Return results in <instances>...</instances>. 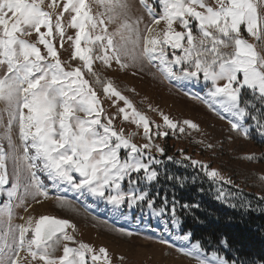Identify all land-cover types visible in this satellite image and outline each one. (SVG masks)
Wrapping results in <instances>:
<instances>
[{
  "label": "snow or ice",
  "instance_id": "6c2138e0",
  "mask_svg": "<svg viewBox=\"0 0 264 264\" xmlns=\"http://www.w3.org/2000/svg\"><path fill=\"white\" fill-rule=\"evenodd\" d=\"M96 2L105 8L104 13L94 15L88 0H66L59 12L57 0L47 5L51 12L45 10V0H0V69L4 70L0 102L5 105L0 109V196H7L0 206V264H28V257L37 264H111L106 248L97 252L76 241L69 232H74L76 225L67 219L44 215L35 222L29 217L23 224H13L15 208L27 211L29 198L37 203L41 197L49 198L42 176L53 187L63 186L65 193H87L104 200L113 212L141 204L156 210L148 193L138 188L140 181L158 180L157 166L162 161L151 150L165 155V149L154 143L153 137H167L169 131L161 130L159 124L153 130V122L109 80L103 93L132 109L131 115L124 107L118 111L124 113V121L131 119L143 127L148 142L138 145L132 138L136 133L126 136L122 128L118 130L115 117L106 113L85 78L83 69L101 83L93 70L94 60L108 67L115 61L121 69L139 66L141 71L145 64L152 65L170 82L202 79L209 85L207 95L194 98L202 99L221 119H228L232 130L247 137L244 121L250 119L264 131V0H215V6L208 0H153L152 4L140 0L152 25L166 22L162 32L147 24L141 28L142 17H133L131 0ZM64 13L70 17L67 23ZM108 24H115V30L109 32ZM174 24L183 30L177 31ZM242 26L262 46L259 50L242 36ZM69 27L76 30L74 36L66 37L74 49L70 60L78 59L82 67H72L70 61L61 59L59 49L64 48ZM33 31L38 34L37 42L23 38ZM245 90L259 106L243 98ZM160 115L173 134L184 133L186 127L198 129L191 120L179 122L163 112ZM167 160L178 164L190 161L208 177L225 180L219 171L209 170L187 155L182 160L167 156ZM10 181L11 186L6 187ZM223 195L221 191L218 198ZM56 199L61 207H72L66 196ZM161 203L165 206L157 214L170 212L173 223H178L174 202L171 206L166 200ZM183 239L189 240L190 234ZM61 245L63 255L57 256ZM21 252L27 255L21 257ZM184 254L197 259L198 264H226L217 253L209 259L198 243Z\"/></svg>",
  "mask_w": 264,
  "mask_h": 264
},
{
  "label": "rangeland",
  "instance_id": "374dc122",
  "mask_svg": "<svg viewBox=\"0 0 264 264\" xmlns=\"http://www.w3.org/2000/svg\"><path fill=\"white\" fill-rule=\"evenodd\" d=\"M60 4V8L56 11H62L63 4L66 0H57ZM92 13L98 15L105 12V8L96 2V0H88ZM210 4L215 6V0H208ZM51 3V0H45V10L52 11L47 5ZM132 3V15L133 17H142L141 28L144 25L154 26L157 32H162L166 29V22L161 21L159 25H152V17L148 15L147 10L140 3V0H131ZM152 4L153 0H149ZM157 12L160 11V5L155 4ZM201 10L202 9H198ZM107 20V17H103ZM70 19L67 13H64V22ZM55 20V17H54ZM108 31L112 32L115 30V24H108ZM103 27V26H99ZM99 27L96 30L99 32ZM174 28L177 31H182L183 28L179 24H174ZM46 31V29H42ZM194 31H198V27L194 26ZM76 30L72 28L66 29V36L64 40V48L59 49L61 53V59L63 61H70L72 67H82V62L78 59L70 60V54L74 51L70 47L71 42L67 41V35H75ZM242 36L257 46L258 50L262 47L254 37H250L241 28ZM24 39L30 42L38 41V34L33 31L29 36H24ZM57 47L59 48L60 38L58 35L55 36ZM40 46V45H38ZM83 46V45H82ZM177 54H182L180 50H177ZM99 55V52H97ZM155 63V62H154ZM85 78L90 81L92 87L97 92L98 96L102 101V105L105 108L106 113L109 116L115 117L113 123L114 126L119 130L123 129L126 136L136 133L133 136V142L138 145L148 142L144 137L143 127H137V125L131 121H124V113H119L118 109L124 107L126 111L131 115L132 109L128 108L123 101H120L117 97L107 98L103 93V86L100 90L99 84L91 81L90 75L86 69H83ZM93 70L98 72L106 73L112 79L117 82L126 83L136 94L135 99L125 97L131 101L135 109L144 115H146L150 121V127L155 130V125H161V130L169 131L170 135L177 136L183 135L178 131L173 134L171 130L164 127L163 117L160 115L163 112L175 121L182 122L184 120H191L198 125V129L187 128L188 131L198 132V139L202 138V142L205 140V134L209 127L213 125L217 126H230L228 119H221L220 115H217L216 111H213L203 102V97H206L208 92V86L202 79L199 82H186V81H168L163 78L157 67L145 64L143 71L140 67H128L121 69L115 61L112 62L111 67L104 65L100 60H94ZM4 75V70L0 69V76ZM223 83V82H221ZM96 84V85H95ZM106 84V83H105ZM114 84V83H113ZM115 86V84H114ZM116 87V86H115ZM200 97V98H194ZM5 105L0 102V109H4ZM5 119L7 114L4 113ZM80 115H83L81 113ZM246 120L244 121V124ZM246 126V125H245ZM247 127V126H246ZM249 128H251L249 126ZM248 128V129H249ZM2 131V129H0ZM15 138V130H14ZM166 137H153V142L159 144L164 148ZM17 143L19 141L17 140ZM184 144H177L170 156L174 157L175 160H182L184 155L191 157L194 160L200 161L207 165L209 170L215 169L225 178L224 181L215 180L209 177L218 187L219 194L222 191L224 195L220 199L238 200L239 194L228 187H232L233 183L229 184L226 181L231 180L227 174L221 172L217 166H209V161L202 158L198 152L193 153L192 150L189 152L184 151ZM151 154L161 161L163 157L156 149L151 150ZM123 155V151H122ZM165 161H168L167 158ZM190 162V161H189ZM159 166V165H158ZM44 184L47 186L49 191V198H39L40 202L37 203L29 198L26 201L27 211L24 207H18L14 209L13 224H23L29 217L38 220L40 216H54L60 219H67L71 223L76 225V230L73 232L69 229V232L74 235L76 241L84 242L91 245L94 249L98 250L103 247L108 250L111 264H117L120 260H127L126 262H134L136 264H198L197 259L192 256L184 254V251L193 250V246L196 245L191 240H184L183 236L189 235L184 234L181 231L180 219L176 214L178 223H173V217L170 212H165L162 215L157 214L160 208H156L153 211L152 208L141 204L140 206L122 207L118 212H113L112 206L106 203L102 199L90 196L87 193L80 195L69 191L67 193L62 191L61 188L53 187L51 182L46 177L42 176ZM232 181V180H231ZM154 182V181H153ZM153 182L140 181L139 190L146 191L150 196L149 186ZM11 186V181L9 185ZM125 188L129 185L125 184ZM218 194V196H219ZM57 196H66L72 203V207H61L60 202L56 199ZM7 201L6 194L0 196V206ZM168 205V204H167ZM165 205L162 204V207ZM69 246L75 247L76 244L71 242ZM209 259L213 258V254H206ZM21 257L27 255L26 252L20 253ZM57 256L63 255V246L61 245L57 252ZM222 261H225L220 257ZM28 264H37V262L31 261V257H28ZM99 264V262H98ZM226 264H231L226 262Z\"/></svg>",
  "mask_w": 264,
  "mask_h": 264
},
{
  "label": "trees",
  "instance_id": "16d2710c",
  "mask_svg": "<svg viewBox=\"0 0 264 264\" xmlns=\"http://www.w3.org/2000/svg\"><path fill=\"white\" fill-rule=\"evenodd\" d=\"M97 75L100 90L110 80L119 91L135 99L136 94L126 83L106 73ZM90 78L96 83L95 77ZM243 98L258 104L247 90ZM245 125L251 127L247 137L231 126L213 125L203 142L197 131L186 129L183 135L169 133L164 143L167 156L177 144H184L185 152H198L209 166H217L232 180L233 186L228 188L239 194L238 200L218 198L217 185L199 166L187 160L183 164L165 161L167 156L157 166L159 177L149 186L150 197L157 208L162 207L161 201L166 200L168 206L174 202L181 231L190 234L191 242L200 244L206 254L217 253L231 264H264V131L250 119ZM249 156L254 159H247ZM126 261L117 264H136Z\"/></svg>",
  "mask_w": 264,
  "mask_h": 264
}]
</instances>
